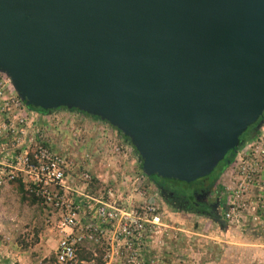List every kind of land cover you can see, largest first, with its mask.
I'll return each mask as SVG.
<instances>
[{
    "label": "water",
    "instance_id": "obj_1",
    "mask_svg": "<svg viewBox=\"0 0 264 264\" xmlns=\"http://www.w3.org/2000/svg\"><path fill=\"white\" fill-rule=\"evenodd\" d=\"M0 72L28 106L108 122L145 175L192 183L264 116V0H0Z\"/></svg>",
    "mask_w": 264,
    "mask_h": 264
},
{
    "label": "built area",
    "instance_id": "obj_2",
    "mask_svg": "<svg viewBox=\"0 0 264 264\" xmlns=\"http://www.w3.org/2000/svg\"><path fill=\"white\" fill-rule=\"evenodd\" d=\"M37 116L19 97L10 78L0 72V188L19 181L58 215L53 225L58 236L55 264H74L79 251L88 245L94 259H101H93L94 264H147L150 234L160 220L155 209L127 203L109 185L93 193L96 179L88 166L90 154L79 149L82 145L56 148L53 131L40 127ZM110 144L115 152L122 151L116 142ZM250 144L247 152L240 153L249 181L263 171L264 138ZM245 191L244 182L233 191L227 219L239 209L236 200Z\"/></svg>",
    "mask_w": 264,
    "mask_h": 264
},
{
    "label": "rangeland",
    "instance_id": "obj_3",
    "mask_svg": "<svg viewBox=\"0 0 264 264\" xmlns=\"http://www.w3.org/2000/svg\"><path fill=\"white\" fill-rule=\"evenodd\" d=\"M100 121L111 128L109 123ZM263 127L264 124L253 142L264 138ZM88 130L90 135L94 133L95 137L89 138L87 147H83L82 150L90 154V163L93 164L90 171L99 178L96 179L92 192L97 193V190L109 185L119 194H123L127 203L153 207L154 215L160 218L159 224L153 228L149 238V241L156 245L155 255H168L179 259L191 258L200 250L203 254H208L211 244L215 246L225 241L226 232L209 218L171 207L164 201L159 191L148 183L146 177H142V161L134 149L129 152V146L125 147L127 142L120 133L105 132L102 136L107 138L106 141L101 139V135L97 134L96 130L93 132ZM96 136L99 138L98 144ZM58 138L64 143L69 140V135L62 132ZM113 141L122 147L121 152L112 149L110 143ZM249 147H252V144L246 143L240 148L232 164L215 183L214 191L224 202L225 224L233 228L234 235H230V238L257 237L259 235L257 225L260 223L264 226V167L261 174L251 181L242 171L241 161L245 158L241 159L243 154L240 153L242 150L247 152ZM245 170L247 171V168ZM243 182L246 191L236 200L240 207L232 218L227 219L226 214L231 211L229 203L233 200V191ZM169 185L179 193L189 190L188 185L177 181L170 182ZM58 220L57 214L50 212L38 199L34 200L25 189L21 192L16 183H10L0 191V248L5 250L6 246H11L25 251L31 259H37L36 264L40 261V264H55V244L58 236L53 225ZM4 237L8 238L4 239ZM91 251L92 248H82L74 264H82V260H85L83 264H92L89 261ZM2 257L0 252V259Z\"/></svg>",
    "mask_w": 264,
    "mask_h": 264
},
{
    "label": "crops",
    "instance_id": "obj_4",
    "mask_svg": "<svg viewBox=\"0 0 264 264\" xmlns=\"http://www.w3.org/2000/svg\"><path fill=\"white\" fill-rule=\"evenodd\" d=\"M35 112L38 113V116L36 118L38 120L39 126L43 128L45 127L49 131H53L52 134L54 137V145L56 148H65L67 146H70L72 148L76 145H78L77 148L82 145V147H80L79 149L87 147L89 138L95 137L93 136L94 133L90 135L88 129H90L92 132L96 130V133L101 135V139H104L106 141L107 138L105 136H102L105 132H112L115 134H117L118 132L116 129L115 131L114 129L112 130V127H108V125L102 123L100 120L87 116L84 113L78 111H72L69 109H55L46 114L38 111ZM262 130H264V127L262 128ZM62 132H65L67 135H69V140L67 142L64 141V143H61L62 141H59L60 138L58 137L62 134ZM96 138V143L98 144L99 138L97 136ZM253 141L254 140L252 139L248 141L247 144L253 143ZM126 142L127 144L125 145V147L128 148L129 146V152H132L134 147L128 141ZM103 144L105 143L103 142ZM88 166H91L89 167V169H91L93 167V164L89 162ZM94 177L95 179H99L96 176ZM10 183L13 182H9L3 185L0 188V191H3L4 188H6ZM98 191L99 190H97V193ZM259 224L257 225L259 235L252 238L250 236H245L243 238H230V235H234L233 228L227 226L226 224H217L226 232L225 241H221L223 243H219L218 245L215 244V246L211 244L208 254H203V252L200 250L199 253H195L191 258L179 259L172 256L169 257L168 255H155L154 250H156V245L153 242L151 243L149 241V256L147 264H264V226ZM55 245L56 250L57 243ZM88 247L90 248L91 246L88 245ZM0 252L3 256L0 259V264H36L37 262L36 258L31 259L25 251L13 248L11 246H6L5 250L3 248H0ZM89 259V261L94 264L93 253L91 255V258ZM94 260L96 262L100 261L99 258H96ZM81 263H85V260H82Z\"/></svg>",
    "mask_w": 264,
    "mask_h": 264
},
{
    "label": "flooded vegetation",
    "instance_id": "obj_5",
    "mask_svg": "<svg viewBox=\"0 0 264 264\" xmlns=\"http://www.w3.org/2000/svg\"><path fill=\"white\" fill-rule=\"evenodd\" d=\"M146 178L148 183L159 191L160 196L169 206L209 218L218 225L226 223L223 218L224 202L214 191L215 184L211 186V181L203 180L190 186L187 192L179 193L169 185L170 182L159 185L157 180H153L147 175ZM214 192L215 196L213 197Z\"/></svg>",
    "mask_w": 264,
    "mask_h": 264
},
{
    "label": "trees",
    "instance_id": "obj_6",
    "mask_svg": "<svg viewBox=\"0 0 264 264\" xmlns=\"http://www.w3.org/2000/svg\"><path fill=\"white\" fill-rule=\"evenodd\" d=\"M28 107L31 110L38 111V112L45 113V114L53 111V110H45V109H42V108H36V107H33V106H28ZM58 109H67V108L61 107V108H58ZM72 111H78V110L77 109H73ZM78 112H80V111H78ZM81 113H84V112H81ZM84 114L87 115V116L93 117L95 119L101 120L99 117H94V116L88 115L87 113H84ZM262 120H263V123H262L261 126H259V124H260V122ZM263 124H264V116L247 129V131L240 138V146L236 150L230 151L227 154V156L225 157V159L218 164V166L212 172V174H210L207 177L201 178L198 181H195V182H192V183H185V182H181V181H178V180L163 179V178H160V177H158L156 175L155 176H150V178L153 179V180H157L159 185H161V183H169V182L177 181V182H180V183H184L185 185H188L190 187V186L195 185L196 183L201 182L203 180H209V181H211V186H212L213 184L216 183V181L218 180L219 176L225 171V169L232 164V162H233L234 158L236 157L237 152L240 150V148H242L248 141L256 138L259 135L260 129L263 126ZM111 127H113V126H111ZM113 128L116 129L115 127H113ZM117 131L123 136V138L126 141H128L131 144V141H130V139L128 137H126L124 134H122L119 130H117ZM135 151H136V149H135ZM136 153H137V151H136ZM13 183H16L19 186V190L21 192L24 191V187L19 181H14ZM32 198L34 200L37 199L34 196H32ZM15 264H18V263H15Z\"/></svg>",
    "mask_w": 264,
    "mask_h": 264
}]
</instances>
